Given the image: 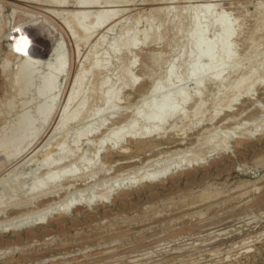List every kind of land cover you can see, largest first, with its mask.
I'll return each instance as SVG.
<instances>
[{"label": "rangeland", "instance_id": "obj_1", "mask_svg": "<svg viewBox=\"0 0 264 264\" xmlns=\"http://www.w3.org/2000/svg\"><path fill=\"white\" fill-rule=\"evenodd\" d=\"M29 1L16 4V9L12 5L2 9L3 5L0 3V24L7 21L9 24L5 30L7 33L3 32L5 36L0 33V66L10 63L9 71L7 70L10 77L0 74V135L15 121L17 123L20 116L23 119L36 115V110L42 107L50 109L54 104L56 106L54 105L55 109L53 107L55 114L51 111L53 117L49 116L51 120L45 119L49 122L48 125L44 126L46 122L42 121L43 128L42 122L39 124L42 129L37 127L38 130H43L39 134L36 130L37 134L34 136L37 140L33 136L29 143L23 145L22 152L19 150V154L16 153L18 155L15 154L10 160L0 156V202L2 209L3 206L5 208L1 210L0 206V221L18 219V222L14 220L15 224L12 226L16 231L0 237V264H264V0H98L97 5L95 4L97 7L94 3V6L90 4V8L71 4L68 6L67 3L64 8L62 6L59 9L55 8L56 4L51 5L52 2L40 1L42 4L39 0H31L30 4ZM204 5L215 9L214 15L217 17L214 16V20L228 16L229 29L237 31L230 39L237 63L225 68L222 80L224 83L220 81L212 84L208 81V76L212 75L209 72L207 78H204V91L198 97L190 98V102H185L188 104L183 103L185 106L178 104L169 109L172 116L176 113L178 117L175 115L172 119L168 118L170 114L167 108L157 116L159 111L156 114L153 103H159L163 97L170 99L177 88L185 90L187 87V91L191 92L199 82L200 78L197 76L187 78L189 82L182 77L186 74L183 73L184 68L196 55L192 47L200 45V40L209 42L220 37L218 35L221 30L213 24L217 23L214 20L213 25H210L213 26L211 30L208 27L203 36L199 34L200 29L196 30L200 25L192 30V18L197 16L199 6L202 8ZM159 8H168L170 11H166V14L153 13V10ZM82 9L91 11L90 14L96 12L93 16L90 15L92 20L102 12H110L114 16L87 40L84 36L86 31L83 30H89L88 28L75 33L63 20L68 15L67 12H79ZM58 10L67 11V14L58 13ZM24 22L37 26L33 29L44 23L43 32L39 34L49 38L52 46L61 44V49L58 46V53L55 52L60 56L53 59L64 58L62 60L66 63L67 70L63 72L65 75L58 76V79L63 77L64 80L61 78L56 81L59 84L56 83L58 86L55 85L57 88L53 89L54 92L49 91L54 93H51V97H46L49 92L44 93L43 98V94L38 95L39 87L44 85L43 81L47 76L48 62L42 61L43 65L33 67L28 64L31 69L27 71L28 76L35 77L34 80L29 79V83L33 85L29 86L32 88L27 84L28 87L21 93L19 87L11 89L12 72L18 69L22 59L7 57L6 41L10 31ZM154 29L158 33L157 38L154 41L150 38L152 42L147 44L145 39ZM193 31L195 35L191 34ZM181 35L184 37L177 42L176 38ZM220 35L222 36V32ZM27 40L30 41L28 36ZM180 54L181 57L188 55V59L193 56V59L185 61L187 56L183 60V57L179 58ZM33 55L43 59V55ZM199 62L198 67L205 61ZM94 64L98 66L95 67ZM171 66L178 71L171 68V73L175 71L177 73L174 75L177 76L172 77L171 73L169 75ZM32 68H36L37 78L32 74ZM90 68L97 70V80L86 79L88 83L85 82L86 86L84 85V96H92L89 91L95 87L97 93L102 91L103 94L95 92V98L88 96L91 101L87 96L84 97L89 104L80 113L79 121L60 130L59 122L74 86V76ZM168 75H172V79ZM249 76H253L252 79ZM40 77L43 84H40ZM179 79L181 83H178ZM128 81L133 87H130ZM243 82L247 86L241 89ZM158 83L159 94L156 91ZM110 86L112 88H108ZM162 86L164 91H161ZM106 89L113 90V98L107 100L102 96ZM153 92L158 97L155 95L153 98ZM53 98L56 103L52 105L53 101L50 100ZM147 102L152 104L148 105ZM48 104L52 106L49 108ZM176 108L181 109L180 112ZM142 112H155L154 120L151 119V113L148 117L149 114L144 115ZM161 116L163 120H160ZM154 121H162L163 124H160L164 127L155 123L161 129L156 126L154 129ZM128 123L133 126L129 127L130 130L123 129L126 131L123 135L121 128ZM139 124L143 126H140L142 129L138 128ZM143 130L148 133L146 137L149 140L138 143L133 141L135 144L130 141L131 137L136 136L135 132L141 134ZM153 131L156 133H152ZM121 134L126 137L123 138ZM121 146L128 147L127 151L120 153ZM199 154H205V158L203 165L196 168L201 164L193 166L194 162H191ZM187 165L189 167L184 168ZM58 174L62 177L56 179ZM63 177L66 179H62ZM43 179H49L52 184L40 191L46 188L50 193L46 192L48 194L44 199L36 197L35 200L32 194L37 191L31 189ZM106 196L108 199L105 198L102 203ZM15 202L19 203V208L11 209L10 206L15 205ZM64 205L71 208L67 209L68 206L66 208ZM52 206L60 209L52 212V217L45 219L47 222L43 223L44 226H22L26 221L38 223L42 212H47ZM61 207L66 211L63 212Z\"/></svg>", "mask_w": 264, "mask_h": 264}, {"label": "bare ground", "instance_id": "obj_2", "mask_svg": "<svg viewBox=\"0 0 264 264\" xmlns=\"http://www.w3.org/2000/svg\"><path fill=\"white\" fill-rule=\"evenodd\" d=\"M27 0H23V1H21V0H0V3H1V5H3L2 6V9H4L5 8V6H7V5H12L13 7H14V9H16V8H18V7H16V4H19L20 2H26ZM29 1V0H28ZM31 1V0H30ZM28 2V3H32V2ZM32 1H34V0H32ZM40 1H46V2H49V3H51V5L52 4H56V6H55V8H62V6H63V8H64V5H66L67 3V5L69 6V4H71L72 6L73 5H77V6H80L81 8H86L87 6L89 7L90 6V4H92L93 5V3H94V5L96 4L97 5V1L98 0H39V2ZM35 2V1H34ZM38 2V3H39ZM42 2H40V3H42ZM46 2H44V3H46ZM96 2V3H95ZM109 3V2H108ZM111 3V2H110ZM195 3V2H194ZM206 3V2H205ZM210 3V2H209ZM43 4V3H42ZM107 4V3H106ZM22 5V4H21ZM45 5V4H44ZM91 5V6H92ZM93 5V6H94ZM95 5V6H96ZM207 5V4H206ZM259 5V4H258ZM261 5V4H260ZM93 6L91 7V8H93ZM198 6V5H197ZM205 6V5H204ZM80 7H78V8H80ZM97 7V6H96ZM90 8V7H89ZM100 8V7H99ZM104 8V7H103ZM102 8V9H103ZM106 8V7H105ZM108 8V7H107ZM38 9V8H37ZM65 9H66V7H65ZM74 9H76V8H74ZM73 9V10H74ZM48 10V9H47ZM46 10V11H47ZM50 10V9H49ZM83 10V9H82ZM100 10V9H99ZM169 9L168 8H159V9H155V10H153L154 12L153 13H155V12H157L158 14L159 13H165L166 14V11H168ZM172 10V9H171ZM196 10V9H195ZM194 10V11H195ZM199 10L201 11L200 13H199ZM214 8L212 7V6H205V7H203L202 6V8H200V6H199V9H198V13H196L197 14V16H194L193 18H192V21H191V27H193L192 28V30H194V28H195V26H198V25H200V26H198V27H200V28H197L196 27V30L198 31V29H200V31H199V34L201 35V36H203V34H206V32L208 31L207 30V28L209 29V31L211 30V28L213 27V26H210V25H216V27H217V29L218 28H220L219 30H221V32H222V36L220 35L221 34V32H220V34L218 35V36H220V37H218V38H216L217 40H210L209 42L207 41V42H203V40H200L202 43L200 44V45H198V46H194V47H192L193 48V52L195 51V53H196V55L194 54V53H192V51L190 52L191 53V55L193 54V56L195 55V57H194V60L193 61H190L189 59H191V58H189L188 59V55H185V56H187V59L185 60V56H182L184 59L183 60H185V61H187V60H189L191 63L190 64H187L188 66H186L184 69H185V71L183 72V73H186L185 75L183 74V78H185V80L187 79V78H189V77H194V76H197V78H200L199 79V82L197 83V81L195 82V83H197V85L195 86V87H193L192 88V90H191V92L190 91H187V87H186V89L184 90L182 87L180 88V89H182V90H180V89H176L175 91H173L172 92V95L170 96V99L169 98H167L168 97V95H167V99H161V101H159V103H148V105H154V108L156 109V111L155 110H153V111H155L156 112V114H157V112H158V115L157 116H160V114L159 113H161L162 111L161 110H163V109H168V113L170 114V111H169V109L171 110L173 107L175 108L176 107V105H178V104H180V106H181V104H183V103H185L186 101H188V102H190V98H192L193 97V99H194V96H199V93H202V91H204L203 90V84L206 82V79H205V82H204V78L208 75V73L209 72H211L212 73V75L209 77L208 76V81H210L212 84L213 83H218V82H220V81H222L223 80V78H224V75H223V73L225 72V68L226 67H228V66H233V64H236L237 62H236V60L237 59H234V57H236L235 56V53L233 52L234 50L231 48L232 47V45L230 44V39H232L233 37H234V35H235V33L237 32H235V31H232V29H229L230 28V21H229V19H228V16H227V18L224 16V17H222V15L220 16V17H222V18H219V19H216V20H214V18H216L217 16L216 15H214ZM3 11V10H2ZM43 11V10H42ZM52 11H55V10H52ZM65 11V10H64ZM70 11V10H69ZM77 11H78V9H77ZM93 11V10H92ZM102 11V10H101ZM150 11V10H149ZM152 11V10H151ZM170 11V10H169ZM197 11V10H196ZM14 12V11H13ZM49 12V11H48ZM59 12H61V11H59L58 10V13ZM65 12H67V11H65ZM65 12H61V13H65ZM89 12H91V11H89ZM88 11H79V12H75V11H73V12H67L68 13V15H66L67 13H65L64 15H66V17H64V22H65V24H67V27H68V25L69 26H71L72 28H73V31H75V33L76 32H80L81 31V29L82 28H88L89 30H83L85 33L84 34H86V35H84L85 36V38L88 40V38H91V36H92V34L94 33L95 34V32L97 31V30H99L100 28H102L103 27V25H105L107 22H108V20H110L113 16H114V14H112V13H108V12H102V13H100L99 15L98 14H96L97 16H95V17H93V20L92 19H90V15H92L93 16V14L94 13H96V12H93V14H90ZM99 12V11H98ZM97 12V13H98ZM50 13V12H49ZM53 13V12H52ZM55 13H57V11L55 12ZM54 13V14H55ZM184 13V12H183ZM182 13V14H183ZM15 14V13H14ZM195 14V13H194ZM221 14V13H220ZM58 15V14H57ZM63 15V14H62ZM89 15V16H88ZM113 15V16H112ZM175 15V14H174ZM28 16V15H27ZM193 16V15H192ZM214 16H216V17H214ZM32 17V16H31ZM45 17V16H44ZM177 17V16H176ZM17 19V18H16ZM46 19V18H45ZM92 20V21H90L89 22V20ZM169 20V19H168ZM177 20V19H176ZM213 20L215 21V22H217V23H213ZM38 21V20H37ZM36 21V22H37ZM171 21H172V19H171ZM25 22H27L26 20H25ZM21 23V24H18V25H16L15 27H14V29L12 30V31H10V35L8 36V40L6 41V42H8V51H7V57L8 58H13L14 60L16 59V58H21L22 59V62H21V65L18 67V69H16V71H13L12 72V78H11V80H10V82L12 81V79H13V84H12V86H11V89L13 88V89H17L18 87V89L20 90L19 92L21 93V91H24V89H26L28 86H29V84H31V83H29V79H32L33 78V80L35 79V77H29L28 76V74H27V71L30 69V66L29 65H31L32 67L35 65H37V64H41V62L43 61V63H47L48 62V68H47V73H46V82H44L43 81V83H44V85H40V84H43L42 83V81H41V77H40V84H39V86H41V88L39 87V91H38V89L36 90V92L38 91L39 93H38V95H41V94H43L42 95V98L43 97H45V95H44V93H47V92H49L50 90L51 91H53V89L55 90V88H57V84H59V82L57 83L56 81L58 80V81H60L61 80V78L63 79V77H61L60 79H58V76L61 74V76H63V75H65L63 72H66L65 71V69L67 68L66 67V63L64 64V62H63V60L62 59H64V58H59V59H53L55 56H57L56 54H55V52H56V50H57V47L58 46H60V49H61V44H58L57 45V43H56V46H52L50 43H51V41H50V39L49 38H47V37H45V35H43L42 36V34H39V33H41V32H43L42 31V29H43V25H44V23L43 24H40V26L37 28V29H33L34 28V26L35 25H32V24H28V23ZM39 22V21H38ZM8 23V21L7 22H5V23H2V24H0V33H1V35H3V32L7 29V27H8V25L9 24H7ZM33 24L35 23V22H32ZM42 23V22H41ZM177 23V22H176ZM213 23V24H212ZM30 26V27H28V25ZM39 24V23H38ZM37 24V25H38ZM47 24V23H46ZM154 24V23H153ZM166 24V23H165ZM64 25V24H63ZM12 26V25H11ZM35 27H37V26H35ZM154 27V26H153ZM231 27H232V24H231ZM48 28V27H47ZM72 28H69V29H72ZM215 28V27H214ZM213 28V29H214ZM157 29V28H156ZM28 30H29V32H28ZM152 31H153V29H151ZM150 30V31H151ZM195 30V31H196ZM207 30V31H206ZM216 30V29H215ZM219 30H218V32L215 34V37H217L216 35L219 33ZM228 30H230V33L228 32ZM47 31V30H46ZM149 31V32H150ZM152 31H151V33H152ZM159 31V30H158ZM195 31H193V33H191V34H194V32ZM196 31V35H197V32ZM6 32V31H5ZM70 32V31H69ZM205 32V33H204ZM215 32V31H214ZM7 33V32H6ZM189 33V32H188ZM74 34V33H73ZM94 34H93V36H94ZM157 32L155 31V29H154V32L152 33V34H150V35H148V37H146V39H145V42L148 44V43H150L149 41H151L150 40V38L154 41V39L156 40V38H157ZM183 34V33H182ZM194 34V35H195ZM8 35V34H7ZM54 35H56V33L54 34ZM78 35V34H77ZM76 35V36H77ZM183 35H185V34H183ZM183 35H181V36H179L178 37V39L176 38V40H177V42H179V40L180 39H182V36ZM3 36H5V33H4V35ZM27 36L30 38V41H28L27 40ZM150 36V37H149ZM161 36V35H160ZM193 36V35H192ZM2 37V36H1ZM184 37V36H183ZM197 37H199V36H197ZM6 38V37H5ZM11 38V39H10ZM56 38V37H55ZM84 38V39H85ZM191 38V37H190ZM199 39V38H198ZM200 39H203V38H200ZM204 39H206V38H204ZM175 41V40H174ZM152 42V41H151ZM181 42V41H180ZM232 42V41H231ZM36 45H38V46H36ZM61 43V42H60ZM175 43H176V41H175ZM186 44V43H185ZM196 44V43H195ZM198 44V43H197ZM52 47H51V46ZM101 45V44H100ZM80 46V45H79ZM188 46V45H187ZM17 48H20V49H22V51H17ZM59 49V50H60ZM58 51V50H57ZM187 51H188V53H189V49H187ZM25 52L27 53L26 55H25ZM56 53H58V52H56ZM186 53V52H185ZM33 54H39V55H43V59H40V58H37V57H35ZM187 54V53H186ZM46 55V57L44 58V56ZM182 55H184V53L182 54ZM60 56V55H59ZM59 56H57V58L59 57ZM150 56V55H149ZM179 57V56H178ZM181 57V54H180V57L179 58H182ZM220 57H221V59H220ZM152 58V57H151ZM178 58V59H179ZM120 59V58H119ZM145 59V58H144ZM193 59V58H192ZM20 60V59H19ZM151 60V59H150ZM153 60V59H152ZM151 60V61H152ZM180 60V59H179ZM205 61L204 62V64H202V66H200V67H198V63H200L199 61ZM9 61V60H8ZM46 61V62H45ZM145 61H146V59H145ZM181 61V60H180ZM247 61V60H246ZM177 62V61H176ZM242 62V61H241ZM9 63V62H8ZM8 63L7 64H2V67L0 68L1 70H0V74L1 73H3V75H6V76H8V77H10V75H9V73H7V70L9 69V66H8ZM23 63V64H22ZM43 63L41 64V65H43ZM110 63V62H109ZM187 63V62H186ZM202 63V62H201ZM10 64V63H9ZM29 64V65H28ZM33 64V65H32ZM100 64V63H99ZM259 64V63H258ZM257 64V65H258ZM19 65V64H18ZM45 65V64H44ZM95 65V67H97L98 66V64L96 65V64H94ZM241 65V64H240ZM46 66V65H45ZM92 66V65H91ZM144 66V65H143ZM185 66V65H184ZM17 67V66H16ZM39 67V66H38ZM93 68H94V66H92ZM175 67V66H174ZM239 67H241V66H239ZM171 68H172V66L170 67V71H168L169 72V75H170V73L172 72L171 71ZM257 68V67H256ZM255 68V69H256ZM33 69V68H32ZM34 69H36V68H34ZM33 69V70H34ZM42 69V68H41ZM96 69V68H95ZM94 69V70H95ZM98 69V68H97ZM100 69V68H99ZM173 69H175V68H172V70ZM11 70V69H10ZM67 70V69H66ZM103 70V69H102ZM176 70V69H175ZM240 70V69H239ZM9 71V70H8ZM30 71H31V69H30ZM45 71V70H44ZM96 71V72H95ZM95 71H93V69H88V70H86L85 72H83V73H78V75H76V76H74L75 77V79H74V86H73V88H72V91H71V94L69 95L70 97L69 98H67L68 99V102L67 103H65L66 104V106H65V109H64V115H62V118L60 119V122H59V125H61L60 127H61V129L60 130H63L64 128H66V126L67 127H69L68 125H70L71 123L73 124L76 120H78V119H80L79 117H80V113L86 108V106H88L87 105V103L89 104V101H91L90 100V98L89 97H91L92 98V96H94V98L96 97L95 95H96V93L98 92V90L96 91L95 89H96V87H95V89H93L92 88V86H91V90L89 91L90 93L89 94H91L92 96H89L87 93V95H85L84 96V94H85V90H84V85L86 86V83H88V82H86V79H92V78H95V74L97 73V70H95ZM177 71V70H176ZM255 71V70H254ZM257 71V70H256ZM33 72V71H32ZM32 72H29V74H31ZM34 72H35V74H34ZM34 72L32 73L33 75H37L36 74V71L34 70ZM178 72V71H177ZM177 72H175L174 71V73H177ZM258 72H259V70H258ZM258 72H254V74L255 73H258ZM11 73V72H10ZM39 73V72H38ZM174 73L171 75L172 77H174V76H177L176 74L174 75ZM210 73V74H211ZM63 74V75H62ZM100 74V73H99ZM168 74V73H167ZM179 74V73H178ZM189 74H193V75H189ZM196 74V75H195ZM198 74V75H197ZM209 74V75H210ZM233 74V73H232ZM254 74H252V75H254ZM2 75V74H1ZM22 75H24V76H22ZM40 75V74H39ZM167 76V77H170L169 79H172L171 78V76ZM20 76H22L23 77V79H22V77H21V79H20ZM29 78H28V77ZM32 76V75H31ZM45 76H43L42 78L44 79L45 78ZM181 76H180V79H182L181 78ZM232 76V75H231ZM248 76V75H247ZM255 76V75H254ZM60 77V76H59ZM98 77V76H97ZM122 77V76H121ZM166 77V78H167ZM227 77V76H226ZM230 77V76H229ZM249 77H251V76H249ZM253 77V76H252ZM252 77L251 78H249V79H252ZM36 78H37V76H36ZM101 78V77H100ZM129 78V77H128ZM196 78V79H197ZM207 78V77H206ZM234 78V77H233ZM247 78V77H246ZM42 79V80H43ZM90 79V80H91ZM96 80H97V78H95ZM94 79V80H95ZM102 79V78H101ZM130 79V78H129ZM133 79V78H132ZM168 79V80H169ZM180 79H179V81H178V83L180 82ZM194 79V78H193ZM64 80V79H63ZM89 80V82H91ZM93 80V81H94ZM191 80V79H190ZM195 80V79H194ZM198 80V79H197ZM247 81H248V78L246 79ZM37 81V80H36ZM88 81V80H87ZM103 81H105L104 79H103ZM165 81H166V79H165ZM169 81H171V80H169ZM167 82L168 83V85H170V82ZM184 81V80H183ZM182 81V82H183ZM252 81V80H251ZM7 82V81H6ZM32 82V81H31ZM86 82V83H85ZM106 82V81H105ZM104 82V83H105ZM109 82V81H108ZM186 82H189L188 81V79L186 80ZM185 81H184V85H185V83H186ZM223 82V81H222ZM225 82V81H224ZM223 82V83H224ZM253 82V81H252ZM57 83V84H56ZM61 83V82H60ZM64 83V82H63ZM73 83V82H72ZM94 83H95V81H94ZM112 83V82H111ZM124 83H126V82H124ZM166 83V82H165ZM181 83V82H180ZM244 84L241 86V89L243 88V87H245V86H247V84H245L246 82H243ZM249 83V82H248ZM254 83V82H253ZM256 83V82H255ZM27 84H28V86H27ZM103 84V83H102ZM116 84V83H115ZM128 84H129V81H128ZM163 84H164V82H163ZM193 84V83H192ZM32 85V84H31ZM30 85V86H31ZM38 85V84H37ZM55 85H57V86H55ZM61 85V84H60ZM96 85V84H95ZM123 85V84H122ZM127 85V84H126ZM129 85H131V84H129ZM135 85V84H134ZM159 85V83L157 84V87H159V88H156V91L159 89L160 90V86H158ZM160 85H162L161 83H160ZM165 85V84H164ZM167 84H166V86H168ZM178 85V84H177ZM176 85V87H179V86H177ZM227 85L229 86V84H228V82H227ZM29 86V87H30ZM33 86V85H32ZM105 86H106V84H105ZM154 86H155V84H154ZM153 86V87H154ZM165 86V87H166ZM193 86V85H192ZM225 86V85H224ZM94 87V86H93ZM130 87H133L132 85L130 86ZM139 87V86H138ZM152 87V88H153ZM156 87V86H155ZM154 87V88H155ZM164 86H162L161 88V91L164 89L163 88ZM169 87V86H168ZM175 87V88H176ZM223 87V86H222ZM227 87V86H226ZM20 88H22L23 90H21ZM30 88H32V87H30ZM29 88V89H30ZM61 88V87H60ZM108 88H112V86H110V87H108ZM117 88V87H116ZM151 88V89H152ZM173 88V87H172ZM86 89H87V87H86ZM129 89V88H128ZM132 89V88H131ZM150 89V90H151ZM166 89V88H165ZM174 89V88H173ZM224 89V88H223ZM57 90V89H56ZM105 90V89H104ZM108 89H106V92H105V94L104 95H102V96H105L106 98H107V100H109V98H113V96H112V92H113V90L112 91H110V89L107 91ZM116 90V89H115ZM153 91H154V89H152ZM151 90V91H152ZM158 90V91H159ZM167 90V89H166ZM172 90V89H171ZM59 91V90H58ZM132 91V90H131ZM156 91H155V93H156ZM157 91V92H158ZM164 91V90H163ZM54 92V91H53ZM53 92H51V93H53ZM56 93V95H54L55 96V98L57 99V91H55ZM92 92V93H91ZM96 92V93H95ZM102 91H100L99 93H101ZM133 92V91H132ZM149 92V91H148ZM169 92V91H168ZM50 93V92H49ZM51 93L50 94H46V97L48 96V95H50V97H51ZM70 93V92H69ZM99 93H97V94H99ZM152 93V92H151ZM154 93V92H153ZM152 94V95H154V96H152L153 98L155 97V95L157 96V94H159V92L157 93V94ZM162 94L164 93V92H161ZM160 93V94H161ZM5 94V93H4ZM22 94H23V92H22ZM54 94V93H53ZM101 94H103V93H101ZM148 95L150 94V93H147ZM37 95V94H36ZM37 95V96H38ZM58 95H59V92H58ZM146 95V94H145ZM164 95V94H163ZM201 95V94H200ZM82 96V97H81ZM88 97L89 98V101L87 100L86 101V99L84 98V97ZM98 96V95H97ZM150 96V95H149ZM197 96V97H198ZM38 97H40V96H38ZM38 97H36V99L38 98ZM53 97V96H52ZM148 97V96H147ZM158 97V96H157ZM55 98H53V100H50V101H53V102H51L52 103V105H53V103L55 102L56 103V101L54 100ZM93 98V99H94ZM104 98V97H103ZM149 98V97H148ZM196 98V97H195ZM39 99V98H38ZM145 99V98H144ZM147 99V98H146ZM152 99V98H151ZM150 99V100H151ZM159 99V98H158ZM190 99V100H189ZM104 100H106V99H104ZM110 100H113V99H110ZM49 101V100H48ZM47 101V102H48ZM149 101V100H148ZM153 101V100H152ZM47 102H45V103H47ZM107 102V101H106ZM105 101H104V103H106ZM109 102V101H108ZM145 102V101H144ZM155 102H156V100H155ZM158 102V101H157ZM188 102L187 103H185V104H188ZM49 103V102H48ZM110 103V102H109ZM74 104H75V106H74ZM108 104V103H107ZM157 104V107H155V105ZM49 105V108L52 106V105H50V104H48ZM55 105V104H54ZM54 105H53V107H54ZM106 105V104H105ZM111 105V104H110ZM143 105H145V104H143ZM184 105V104H183ZM10 106V105H9ZM44 106V105H43ZM56 106V105H55ZM74 106V108L73 109H71L72 107ZM91 106V105H90ZM145 106H147V105H145ZM179 106V107H180ZM185 106V105H184ZM46 107V106H45ZM53 107H51L50 109H52V110H50V109H47L48 107H46V109H44V107H42V109H39V110H41L39 113H38V111L39 110H36V112H37V114L36 113H34L33 112V114H36V115H33V116H29V115H27V116H29V117H26V115L24 116V117H26V118H21V116H20V118L22 119V120H20V118H19V120H17L18 122L17 123H13V125H11L10 127H8L7 129H6V132H4V134H2V135H0L1 137H0V156H4L5 158H7L8 160H10V159H12V157L16 154V153H18L19 154V150H21V148L23 147V145L25 144V143H27L31 138L33 139V136L35 135V133L37 134V132H36V130H38L39 128L40 129H42L43 128V125L45 126L46 124L48 125V123L45 121V119H49V121L51 120V117H49V116H52L53 115V113L52 112H54V110H53ZM147 107H149V106H147ZM106 108V107H105ZM107 108H109V107H107ZM180 108H182V107H180ZM200 108V107H199ZM54 109H55V107H54ZM71 109V110H70ZM87 109V108H86ZM142 109H144V108H142ZM141 109V111H143ZM145 109H146V107H145ZM144 109V110H145ZM149 109V108H148ZM152 109H153V106L151 107V111H152ZM166 109V110H167ZM177 109V108H176ZM128 110V109H127ZM175 110V109H174ZM174 110H172L173 112H174ZM180 110L181 109H177V111L178 112H180ZM183 110H184V108H183ZM182 110V111H183ZM198 109H196V111H197ZM52 111V112H51ZM62 111V110H61ZM86 111V110H85ZM103 111V110H102ZM113 111V110H112ZM138 111V110H137ZM141 111H139L140 112V114H141ZM150 111V110H149ZM161 111V112H160ZM176 111V110H175ZM199 111V110H198ZM139 112H138V114H139ZM146 112H148L147 110H146ZM155 112H153V114L155 113ZM177 112V113H178ZM86 113V112H85ZM144 112H142V114H143ZM150 113L151 112H149V113H147V114H149V115H147L146 113H144V115L146 114L148 117H150ZM164 113L166 114V112L164 111ZM167 113V114H168ZM183 113V112H182ZM195 112H193V114H194ZM52 114V115H51ZM54 114H55V112H54ZM82 114V113H81ZM87 114V113H86ZM109 114V113H108ZM122 114V113H121ZM120 114V115H121ZM152 113H151V119H153L154 120V118L153 117H155L154 115H153ZM191 114V113H190ZM199 115H200V113H198ZM198 114H197V116H198ZM203 114V113H202ZM61 115V114H60ZM116 115V114H115ZM125 115V114H124ZM161 115H163V114H161ZM175 115H176V113H175ZM175 115H171L170 114V117H168V118H171V117H173L174 118V116ZM179 115V114H178ZM181 115H184V114H181ZM187 115H188V113H187ZM195 115H196V113H195ZM136 116L138 117V115L136 114ZM156 116V117H157ZM163 116H168V115H163ZM177 116V115H176ZM175 116V117H176ZM180 116V115H179ZM193 116V115H192ZM197 116H194V117H197ZM201 116V115H200ZM49 117V118H48ZM53 117V116H52ZM85 117V116H84ZM83 117V118H84ZM125 117V116H124ZM144 117V116H143ZM178 117V116H177ZM185 117V116H184ZM115 118V117H114ZM135 118V117H134ZM142 118V117H141ZM145 118H146V116H145ZM159 118V117H158ZM187 118V117H186ZM201 118V117H200ZM203 118V117H202ZM151 119H149V121H151ZM165 119H167V118H165ZM172 119V118H171ZM107 120V119H106ZM117 120V119H116ZM143 120H144V122H146V121H148V119L146 118V121H145V119L143 118ZM143 120H141L140 122H142ZM155 120L157 121V119L155 118ZM160 120H163L162 119V116L160 117ZM184 120V119H183ZM200 120V119H199ZM42 121H45L46 123L45 124H43L44 122H42ZM79 121V120H78ZM77 121V122H78ZM85 121V120H84ZM118 121V120H117ZM40 122H42L41 123V125H42V128H41V126L39 125L40 124ZM140 122H138V123H140ZM144 122H142V123H144ZM153 122V121H152ZM152 122H150V124L152 123ZM159 123H157V122H155L154 121V123H152L153 124V128L155 129V126L157 125V124H160V122L162 123V121H158ZM163 122H165V121H163ZM92 123V122H91ZM104 123V122H103ZM133 123V122H132ZM124 124L125 126L124 127H122L121 129L123 130H126L127 128H129V127H131V126H133V124ZM137 123V124H138ZM141 123V124H142ZM155 123H157L156 125H154ZM166 123V122H165ZM101 124V123H100ZM141 124H139V127L138 128H140V126H142ZM145 124V123H144ZM147 124V123H146ZM152 124H151V126H152ZM163 124V123H162ZM162 124H160V126H161V128H162ZM39 125V126H38ZM57 125V124H56ZM96 126V125H95ZM101 125H99V127H100ZM103 126V125H102ZM135 126H137V125H135ZM134 126V127H135ZM150 126V125H149ZM159 126V125H158ZM158 126H156L157 127V129H159L158 128ZM159 126V127H160ZM37 127H39V128H37ZM59 127V126H58ZM57 127V128H58ZM59 127V128H60ZM71 127V126H70ZM77 127V126H76ZM98 127V128H99ZM133 127V128H134ZM146 127V126H145ZM164 127V126H163ZM176 127V126H175ZM90 128V127H89ZM88 128V129H89ZM136 128V127H135ZM142 128H143V126H142ZM142 128H140V129H142ZM151 128V127H150ZM149 128V129H150ZM153 128H151L152 130H153ZM160 128V129H161ZM114 129V128H113ZM112 129V130H113ZM117 129V128H116ZM132 129V128H131ZM156 129V130H157ZM159 129V130H160ZM166 129V128H165ZM57 130V129H56ZM65 130V129H64ZM74 130V129H73ZM109 131H110V129H108ZM122 130H121V132H122ZM123 130V131H124ZM129 130H130V128H129ZM133 130V129H132ZM136 130H138L137 128H136ZM148 130V129H147ZM151 130V131H152ZM167 130V129H166ZM39 131H43V130H38V134L39 133H41V132H39ZM115 131V130H114ZM128 131V130H127ZM135 131V130H134ZM140 131V130H139ZM144 131H146V130H143V133L141 132V134H137V132H135L136 133V136L135 137H131L130 138V141L131 142H133V141H136L137 143L138 142H145V141H147V140H149V138L148 137H146L147 135H148V133H146V132H144ZM2 132V131H1ZM66 132V131H65ZM68 133H69V131H67ZM71 132V131H70ZM119 132H120V130H119ZM125 132L126 131H124V132H122V134L123 135H125ZM133 132V131H132ZM149 132V131H148ZM155 131H153L152 133H154ZM161 132H162V130H161ZM116 133V132H115ZM128 133V132H127ZM127 133H126V135H127ZM129 133H130V131H129ZM139 133V132H138ZM151 133V132H150ZM156 133V132H155ZM165 133V132H164ZM1 134V133H0ZM70 134V133H69ZM108 134V133H107ZM111 133H109V135H110ZM117 134H118V132H117ZM121 134V135H122ZM134 134V133H133ZM162 134H163V132H162ZM120 135V134H119ZM122 135V136H123ZM135 135V134H134ZM137 135H140V136H137ZM152 135V134H151ZM155 135V134H154ZM36 136V135H35ZM34 136V138L37 140V138ZM40 136V135H39ZM80 136V135H79ZM82 136V135H81ZM121 136V137H122ZM128 136H130V135H128ZM153 136V135H152ZM63 137V136H62ZM65 137H67V136H65ZM106 137V136H105ZM112 137V136H111ZM120 136H118V138H119ZM126 136H123V138H125ZM164 137V136H163ZM39 138V137H38ZM85 138V137H84ZM99 138V137H98ZM107 138H109L108 137V135H107ZM123 138H121V140L123 139ZM34 139V141H36ZM66 139V138H65ZM116 139H117V137H116ZM151 139V138H150ZM68 140V139H67ZM76 140V139H75ZM32 141V140H31ZM34 141H32L31 143H34ZM64 141V140H63ZM99 141V140H98ZM120 141V140H119ZM153 141V140H152ZM65 142V141H64ZM116 142V141H115ZM117 142H118V139H117ZM149 142V141H148ZM29 143V142H28ZM77 143V142H76ZM134 143V142H133ZM115 144H118V143H115ZM135 144V143H134ZM122 145V144H121ZM26 146V145H25ZM24 146V147H25ZM28 146V145H27ZM26 146V147H27ZM62 146V145H61ZM116 146V145H115ZM118 146H120V144H118ZM109 147V146H108ZM28 148V147H27ZM115 148V147H114ZM23 149H25V148H23ZM119 149H120V153H123V152H125L124 150H126L127 151V149H128V147H123V146H121V147H119ZM123 149V150H122ZM113 151V150H112ZM123 151V152H122ZM20 152H22V150L20 151ZM35 152V151H34ZM226 152V151H225ZM18 154H16V156L18 155ZM35 154V153H34ZM47 155H49V154H47ZM46 155V156H47ZM99 155V154H98ZM212 155V154H211ZM33 156V155H32ZM206 156H208V154L206 155ZM14 158V157H13ZM33 158V157H32ZM47 158L48 157H46V160H47ZM205 158V154L204 155H202V154H199L194 160L195 161H192L191 163H193L194 165L193 166H197L198 164H201V165H199V166H197L196 168H198V167H200V166H202L203 164V162H204V159ZM17 159V158H16ZM44 159V158H43ZM6 160V159H5ZM7 160V161H8ZM45 160V161H46ZM189 161V160H188ZM7 164V163H6ZM30 164V163H29ZM32 164V163H31ZM188 164V163H187ZM5 165V164H4ZM44 165V164H43ZM47 165V164H46ZM191 166V165H190ZM2 167H3V164H2ZM47 167V166H46ZM187 167H189V165H187V166H185L184 168H187ZM43 169V168H42ZM58 169V168H57ZM83 169V168H82ZM68 171V170H67ZM66 171V172H67ZM72 171V170H71ZM14 172V171H13ZM12 173V172H11ZM22 173V172H21ZM68 173H70L71 174V172H69L68 171ZM157 173V172H156ZM8 174V173H7ZM15 174V173H14ZM59 174H61V173H59ZM58 174V175H59ZM62 175V174H61ZM65 176H66V174H64ZM72 175H73V172H72ZM71 175V176H72ZM69 176V175H68ZM67 176V177H68ZM158 176V175H157ZM3 177V176H2ZM57 177V178H56ZM55 178L56 179H58V177H62V176H56ZM129 177V176H128ZM55 178H54V180H55ZM65 177H63L62 179H64ZM73 178V177H72ZM143 178V177H142ZM157 178V177H156ZM155 178V179H156ZM2 179V178H1ZM14 179V178H13ZM66 179V178H65ZM144 179H145V177H144ZM148 179V178H147ZM16 180V179H15ZM59 180H60V178H59ZM122 180V179H121ZM139 180V179H138ZM142 180V179H141ZM151 180V179H150ZM153 180V179H152ZM151 180V181H152ZM161 180V179H160ZM6 181H7V179H6ZM57 181V180H56ZM67 181V180H66ZM74 181V180H73ZM118 181V180H117ZM150 181V182H151ZM11 182V181H10ZM60 182V181H59ZM58 182V184H60ZM65 182V181H64ZM139 182V181H138ZM142 181H140V183H141ZM145 182V181H144ZM148 182V181H147ZM146 182V183H147ZM38 183V182H37ZM55 183H57V182H55ZM54 183V186H56V184ZM143 183V182H142ZM3 184V183H2ZM48 184H52V182L50 183L49 182V179H43L42 180V182L39 184H36L34 187V189H31V190H35V192L36 193H34V194H32V192H31V194H32V196H33V198L36 200V197L37 198H39V199H44V198H46L47 197V194L48 193H50L49 191H46L47 189V187H48ZM137 184V183H136ZM8 185H9V183H8ZM128 185V184H127ZM7 186V185H6ZM20 186V185H19ZM47 186V187H46ZM51 186V185H50ZM70 186V185H69ZM119 186V185H118ZM130 186H132V184L130 185ZM137 186V185H136ZM44 187H46L45 188V190L43 191H40L41 189H44ZM60 187V186H59ZM66 187V186H65ZM121 187H123V186H121ZM13 188V187H12ZM68 188V187H67ZM118 188V187H117ZM116 188V189H117ZM124 188V187H123ZM128 188H129V186H128ZM131 188H133V187H131ZM135 188V187H134ZM133 188V189H134ZM52 189V188H51ZM51 189H50V191H51ZM61 189H63V188H61ZM60 189V190H61ZM69 189V188H68ZM119 189V188H118ZM122 189V188H121ZM140 189V188H139ZM13 190V189H12ZM16 190V189H15ZM30 190V191H31ZM38 190H39V192H38ZM56 190H58V189H56ZM112 190H115V188L114 189H112ZM9 191V190H8ZM18 191H19V189H18ZM116 191H118V190H116ZM132 191V190H131ZM152 191V190H151ZM46 192H48V193H46ZM1 193V192H0ZM52 193V192H51ZM72 193V192H71ZM112 192L110 191V194H111ZM113 193H115V192H113ZM117 193V192H116ZM74 194V193H73ZM5 195V194H4ZM15 196V195H14ZM17 196V195H16ZM115 196V195H114ZM49 197H50V195H49ZM103 197V196H102ZM111 197H112V194H111ZM105 198H107L108 199V197L106 196V197H104L103 198V201H101L102 203H104V199ZM202 198H204V197H202ZM208 198V197H207ZM206 198V199H207ZM262 198V197H261ZM33 199V200H34ZM80 199V198H79ZM11 200V199H10ZM64 200V199H63ZM30 201V200H29ZM74 201V200H73ZM112 201V200H111ZM12 202V201H11ZM81 202L82 201H80V204H81ZM249 202V201H248ZM4 203V202H3ZM16 204L15 205H13L12 207L10 206V208L12 209H14V208H16L17 209V207L19 208V206H18V202H15ZM53 203V202H52ZM70 203H72V202H70ZM76 203V202H75ZM78 203H79V201H78ZM86 203H88V202H86ZM110 203V202H109ZM14 204V203H13ZM21 204V203H20ZM73 204V203H72ZM71 204V205H72ZM7 205H8V203L6 204V206L5 207H7ZM9 205H12V203L10 204L9 203ZM0 206H1V202H0ZM48 206V205H47ZM50 206V205H49ZM55 206V205H54ZM65 206V205H64ZM68 206V205H67ZM67 206H65L66 208H67ZM22 207V206H21ZM58 207V206H57ZM53 208V206H52V208H50L47 212L45 211L44 213L42 212V214H41V216H40V218H41V220H37V222L38 223H36V224H32L30 221H29V223L27 222V224H24V223H26V222H23L22 224V226L23 227H28V226H33V227H40V225H43V223L46 221L45 219L47 218V217H52L53 216V214H51L52 212H57V210H59L60 208ZM64 207V208H65ZM8 208H9V206H8ZM9 208V209H10ZM69 208H71V207H69L68 206V208L67 209H69ZM3 209H5L4 208V206H3ZM2 209V206H1V210H3ZM10 209V210H11ZM61 209H63L62 207H61ZM8 210V209H7ZM43 211V210H42ZM64 211H66V209H63V212ZM2 212H4V211H1V213ZM6 212V211H5ZM62 212V211H61ZM60 212V213H61ZM62 212V213H63ZM32 214V213H31ZM2 216V215H1ZM16 216H18V215H16ZM21 216V215H20ZM25 216H27V215H25ZM34 216V215H33ZM32 216V217H33ZM159 216V215H158ZM14 217V216H13ZM19 217V216H18ZM30 217V216H29ZM28 217V218H29ZM34 217H36V216H34ZM1 218V217H0ZM24 218V217H23ZM27 218V219H28ZM31 218V217H30ZM10 219V218H9ZM17 219V218H16ZM14 220H15V218H13V219H11V220H7V221H5V220H1L0 221V237L1 236H3L4 234H9L10 232H12V231H14L15 230V228H12V226L15 224L14 223ZM18 220V219H17ZM17 220H15V222L17 221ZM25 220V219H24ZM19 221H20V219H19ZM36 221V220H35ZM50 221V220H49ZM48 221V222H49ZM18 222V221H17ZM47 222V221H46ZM18 225V224H17ZM20 226V225H19ZM44 226V225H43ZM19 228V227H18ZM18 230V229H17ZM27 230V229H26ZM32 230V229H31ZM16 231V230H15ZM23 231V230H22ZM30 231V230H29ZM29 231H26V232H29ZM21 232V231H20ZM31 232V231H30ZM14 234H16V233H14ZM18 234V233H17ZM15 252V251H14ZM13 254V253H12ZM9 255H7V257H8ZM5 257V256H4ZM3 258V257H2ZM12 263V262H11Z\"/></svg>", "mask_w": 264, "mask_h": 264}, {"label": "snow or ice", "instance_id": "obj_3", "mask_svg": "<svg viewBox=\"0 0 264 264\" xmlns=\"http://www.w3.org/2000/svg\"><path fill=\"white\" fill-rule=\"evenodd\" d=\"M17 51H22V49H20V48H17ZM27 53L25 52V55H26Z\"/></svg>", "mask_w": 264, "mask_h": 264}]
</instances>
